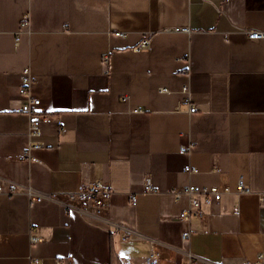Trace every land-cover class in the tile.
Listing matches in <instances>:
<instances>
[{
  "label": "crops",
  "instance_id": "1",
  "mask_svg": "<svg viewBox=\"0 0 264 264\" xmlns=\"http://www.w3.org/2000/svg\"><path fill=\"white\" fill-rule=\"evenodd\" d=\"M248 31L264 32V0H0V187L17 188L0 194V264H145L150 250L158 264H264V39ZM144 38L148 49L133 52ZM25 68L52 119L37 162L21 160ZM183 86L192 115L174 111ZM145 176L157 193L133 208ZM95 182L112 192L99 215L68 202ZM188 184L229 193L192 217L185 242L187 200L168 192ZM27 188L51 199L29 202Z\"/></svg>",
  "mask_w": 264,
  "mask_h": 264
},
{
  "label": "built area",
  "instance_id": "2",
  "mask_svg": "<svg viewBox=\"0 0 264 264\" xmlns=\"http://www.w3.org/2000/svg\"><path fill=\"white\" fill-rule=\"evenodd\" d=\"M28 28V15L23 17L21 22V29ZM174 32H188L186 28L182 29H174ZM247 37L250 40H260L264 39V32L260 31H248L245 32ZM116 37H124V35L120 32H116L114 34ZM150 43V39L144 38L137 46L132 48V51L135 53L141 52L143 50L148 49ZM102 64L105 68L104 74L107 75V64L108 59L107 56L102 58ZM20 85L18 87V95L23 99V103L19 108V112L26 115L28 118V131L27 138L28 144L26 149L22 153L21 160H26L28 162H37L38 160L32 155V152L43 149V144L40 140L41 138V125L49 124L52 122L50 116L43 114L39 108L40 100L37 98H33L31 95V86L35 81V76L31 73L30 68H25L19 75ZM159 92L162 94H168V90L166 88H160ZM181 93L185 96L182 100L176 102L174 106V111L179 112L181 110L182 105H186L187 114L192 115L197 112V108L191 105L190 102V90L188 86H183L181 88ZM122 100H126V97H122ZM132 113L138 114L143 113L141 108L134 110ZM55 123L58 125L60 129V133H63V129L61 127L60 118L55 119ZM185 137L184 134L180 136L181 139ZM193 148V144L188 139L185 144L180 145L179 154L181 155H189ZM183 172L188 176H192L198 173V170L190 165H186L183 168ZM214 173H218V169H213ZM240 189L242 190V186L240 184ZM17 193V188L15 186H11L7 191H4L0 187V194H5L7 196H11ZM157 192L152 186L150 176H145L142 189L139 193L133 194L129 198V204L131 207H136L137 204L141 201H144L147 196L151 194H156ZM229 193V188L226 185L220 186H212L210 188L207 187H199L194 186L192 184H188L178 190H170L168 194H170L174 200L178 201L181 197H185L187 200V205L183 208L178 214V220L188 226V228L181 233V239L185 242H188L191 236L190 230V221L192 217L202 218L204 213L202 211V206H210L212 204H218L221 200L222 195ZM245 193H248V190L245 189ZM26 196L28 197L29 202H41L43 199H51L44 198L42 196H36L33 194L30 188H27L25 191ZM112 192L110 188L101 182H95L93 184L82 186L75 192H71L67 194V200L70 203H79V204H88L91 205L95 214L99 215L101 208L103 205L110 199ZM264 201V198L261 199ZM233 215H239V207L236 206L232 210ZM112 236H119L120 239H125L126 234L120 230V228H115L111 232ZM258 260H262V256H258ZM32 264H39L37 259H32ZM57 264H64V262L59 261ZM145 264H158V256L154 250H150L148 257L145 260ZM187 264H206L199 260H190ZM241 264H250L249 262H243Z\"/></svg>",
  "mask_w": 264,
  "mask_h": 264
}]
</instances>
